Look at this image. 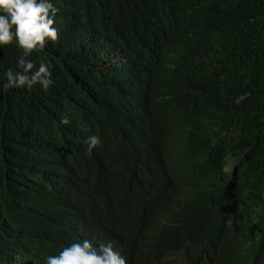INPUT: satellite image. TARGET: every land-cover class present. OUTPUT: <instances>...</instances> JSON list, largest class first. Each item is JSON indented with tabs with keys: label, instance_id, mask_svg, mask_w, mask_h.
<instances>
[{
	"label": "trees",
	"instance_id": "16d2710c",
	"mask_svg": "<svg viewBox=\"0 0 264 264\" xmlns=\"http://www.w3.org/2000/svg\"><path fill=\"white\" fill-rule=\"evenodd\" d=\"M53 3L59 39L28 58L49 63L54 83L0 88V247L19 251L7 243L19 222L27 239L41 234L44 264L90 217L94 242L127 264H179L174 247L196 231L214 244L203 257L216 252L203 264H264V0ZM18 55L0 49V77ZM128 111L136 119L122 123ZM92 134L101 143L88 152ZM126 136L124 164L113 156ZM180 188L185 198L165 204ZM22 252L35 263L33 246Z\"/></svg>",
	"mask_w": 264,
	"mask_h": 264
},
{
	"label": "clouds",
	"instance_id": "9594fccd",
	"mask_svg": "<svg viewBox=\"0 0 264 264\" xmlns=\"http://www.w3.org/2000/svg\"><path fill=\"white\" fill-rule=\"evenodd\" d=\"M151 2L156 6H167L173 11L176 4L183 0H151ZM57 11L53 0H0V49L13 44L19 50L14 66L4 69L0 77V88L31 89L34 85H39L42 90L47 91L54 83L51 65L43 60L37 64L28 57L34 50H45L58 41L60 31L56 17ZM146 39L150 38L146 36ZM139 92L141 93L140 90ZM69 122L68 115H61V124L67 125ZM49 138L50 136L42 137L41 145L48 148ZM84 143L87 151L91 152L101 143V140L98 135L92 134L85 138ZM70 147L71 143L63 146L65 151H69ZM133 150L134 141L130 136H126L121 140L113 158L126 164L127 157ZM156 206L157 200L153 198L151 208ZM135 208L136 205L133 204L130 214L136 218L138 224L141 220V211L144 209L135 210ZM86 219L82 224L75 226L76 236L100 225L90 217ZM7 243L20 248L27 244V237L21 223H11ZM205 251L204 238L199 231H196L176 244L172 257L192 264H203L207 259V256L203 257ZM44 264H127V260L113 247L111 241L99 242L97 248L88 239H79L61 246L56 254L45 256Z\"/></svg>",
	"mask_w": 264,
	"mask_h": 264
},
{
	"label": "bare ground",
	"instance_id": "6f19581e",
	"mask_svg": "<svg viewBox=\"0 0 264 264\" xmlns=\"http://www.w3.org/2000/svg\"><path fill=\"white\" fill-rule=\"evenodd\" d=\"M123 88H125V86H123ZM126 89V88H125ZM131 101V100H130ZM116 110L117 109H115V110H111L109 113H116ZM125 116V119L122 121V123H124V122H128V121H130V120H135L136 118H135V116L134 115H131L130 113H129V111L124 115ZM155 117H157V114H151V118H155ZM175 143L177 144V145H180L179 143H178V141H175ZM90 161H92V159H90ZM105 163V162H104ZM107 165V164H106ZM113 162H112V159H110L109 160V169L106 171V173L107 172H112L113 171ZM231 171V170H230ZM120 187H122V186H120ZM124 187H128V186H124ZM205 187H207L206 185H204V188ZM70 188V185H68L62 192H66L68 189ZM134 188H136V185H135V183L134 184H132L130 187H129V189L127 190V191H131L132 189H134ZM146 190H152V189H154V192L153 193H156L157 192V190H156V188H145ZM183 190L184 189H182V188H180V192L177 194V193H175V194H173L168 200H165V199H162V197L163 196H161L160 195V193H158V195H159V197H158V199H162L163 201H164V203L165 204H167V201H172V200H176V199H178V198H185L184 196H183V194H182V192H183ZM124 191H126V189H124ZM141 193L142 192H140V193H137V195H135L136 196V198H135V201L138 199V198H140V197H143V194L141 195ZM154 196H156V195H154ZM77 197H79V196H72V199H71V201H70V206L74 209L75 208V206H76V199H77ZM134 201V202H135ZM178 206H181V207H183L181 204H179L178 203ZM49 212H51V211H49L47 208H46V212L45 213H49ZM177 220H176V226H177ZM38 226H40V222L38 223ZM34 228H35V224H34ZM56 228H58V227H56ZM106 231V230H105ZM136 231V230H135ZM136 233H137V231H136ZM59 234H61L60 232L58 233L56 230H55V238H54V241H53V247H55L59 242H60V237H61V235H59ZM101 235H99V233H96V232H92V230L91 231H85V232H83L81 235H79V236H76V231L75 230H70V233H69V235H68V238H70V242H72V241H74V240H79V239H88L91 243H92V245L94 246V247H97L98 248V246H99V242H102V241H99V240H96L97 242H94V239H96V238H99ZM40 237H41V234H39L36 238H34V239H31V238H29V239H27V244L24 246V247H22V248H20V247H18V249H19V251H17V252H15V253H11V252H8L4 247H0V250L1 249H3V251L0 253V264H27V262H26V255L22 252V250L27 246V245H29V246H33V248L34 249H36V256H35V259H33L34 261H35V263H33V264H39V258L37 257V254H38V252L40 251V249H41V244L37 241V240H40ZM42 238V237H41ZM124 240V239H123ZM215 240L217 241H219V238H215ZM34 243H35V247H34ZM214 245V244H213ZM213 245H210L209 244V242L208 241H206V246H204L205 248H206V250H211V249H214V247H213ZM215 254H216V252L214 251L213 253H210V254H208L207 255V259L206 260H209V259H211V258H213L214 256H215ZM127 259V258H126ZM29 262H32L31 260H29ZM178 263L179 264H184V261L183 260H178Z\"/></svg>",
	"mask_w": 264,
	"mask_h": 264
},
{
	"label": "rangeland",
	"instance_id": "374dc122",
	"mask_svg": "<svg viewBox=\"0 0 264 264\" xmlns=\"http://www.w3.org/2000/svg\"><path fill=\"white\" fill-rule=\"evenodd\" d=\"M231 172V171H230ZM181 261V260H180ZM227 264H229V263H227Z\"/></svg>",
	"mask_w": 264,
	"mask_h": 264
}]
</instances>
